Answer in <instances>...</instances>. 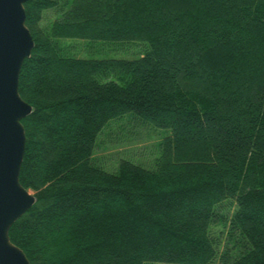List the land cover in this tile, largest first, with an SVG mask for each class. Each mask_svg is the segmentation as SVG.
Segmentation results:
<instances>
[{
	"label": "trees",
	"instance_id": "1",
	"mask_svg": "<svg viewBox=\"0 0 264 264\" xmlns=\"http://www.w3.org/2000/svg\"><path fill=\"white\" fill-rule=\"evenodd\" d=\"M58 7L49 27L45 10ZM66 7V8H65ZM20 183L9 228L29 264H264V0H27ZM146 41L137 58L63 53L61 38ZM129 113L170 133L154 166L92 155ZM232 199L229 218L216 208ZM214 221L236 248L219 255ZM219 256V261L215 259Z\"/></svg>",
	"mask_w": 264,
	"mask_h": 264
},
{
	"label": "water",
	"instance_id": "2",
	"mask_svg": "<svg viewBox=\"0 0 264 264\" xmlns=\"http://www.w3.org/2000/svg\"><path fill=\"white\" fill-rule=\"evenodd\" d=\"M26 1L0 0V264H29L10 240L9 228L36 200L19 181L26 140L21 119L32 110L18 91L22 62L33 47Z\"/></svg>",
	"mask_w": 264,
	"mask_h": 264
},
{
	"label": "rangeland",
	"instance_id": "3",
	"mask_svg": "<svg viewBox=\"0 0 264 264\" xmlns=\"http://www.w3.org/2000/svg\"><path fill=\"white\" fill-rule=\"evenodd\" d=\"M65 0H61L64 2ZM66 8V7H65ZM58 7L44 11L40 24L49 27L57 17ZM63 53L69 56L86 59L106 58H137L148 49L146 41H110L89 38H61ZM170 133L166 128H154L141 122L126 113L112 118L98 134L92 160L97 165L109 172H115L121 158L128 159L146 168L154 166L155 160L161 153L159 143ZM33 193L31 190H29ZM235 209V202L227 199L221 202L216 211L217 215L229 218ZM225 227L214 221L210 227V233L216 239V247L219 255L229 249V258L237 255L236 248L232 247L225 234ZM219 261V256L215 262ZM145 264H170L162 262H147Z\"/></svg>",
	"mask_w": 264,
	"mask_h": 264
}]
</instances>
